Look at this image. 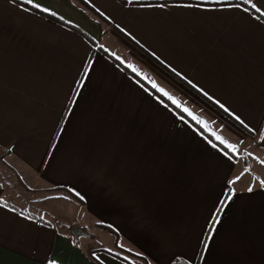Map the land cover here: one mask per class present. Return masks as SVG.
I'll return each mask as SVG.
<instances>
[{"label":"crops","instance_id":"crops-1","mask_svg":"<svg viewBox=\"0 0 264 264\" xmlns=\"http://www.w3.org/2000/svg\"><path fill=\"white\" fill-rule=\"evenodd\" d=\"M135 1L0 0V264H264V0Z\"/></svg>","mask_w":264,"mask_h":264},{"label":"rangeland","instance_id":"rangeland-1","mask_svg":"<svg viewBox=\"0 0 264 264\" xmlns=\"http://www.w3.org/2000/svg\"><path fill=\"white\" fill-rule=\"evenodd\" d=\"M223 139L226 140L228 142V144H232V145L235 144V146L237 145L236 142L234 143V142L230 141L229 139H227L226 137H223ZM237 148H240V150H241V148L244 149V147H242V144H238L236 146V150H235V152H237V153L240 152ZM3 156H5V151L0 148V181L4 182V184H6V186L8 185L7 188L9 189V193H10V194H6V198L8 200H10V202H13L15 205L17 204L20 207H25L26 209H31L30 206L25 204V202H23V200L21 199L26 194V193H24V191H22V189L20 187V185L22 186V182L20 181L21 179L18 178V175L16 176V172L14 170H10L7 162H5V157H3ZM253 167L256 171H258L257 164L253 165ZM263 178H264V176H263ZM33 211H35V210H33ZM85 225L86 224H84V227L83 226L82 227L87 229L88 227ZM75 227H77V226H75ZM78 228H80V227H78ZM83 232H84V230H83ZM128 256L132 259L134 258L137 261L140 260L137 257H133L130 255H128Z\"/></svg>","mask_w":264,"mask_h":264},{"label":"snow or ice","instance_id":"snow-or-ice-1","mask_svg":"<svg viewBox=\"0 0 264 264\" xmlns=\"http://www.w3.org/2000/svg\"><path fill=\"white\" fill-rule=\"evenodd\" d=\"M25 2H26L27 4H34V0H25ZM245 2L248 3V4H250L251 7H252L253 9H255L257 12H260V11H261V9L257 6L256 3L253 2V0H245ZM34 6H35L37 9H39V8L41 7V5L38 4V3H35ZM188 6H191V5H188ZM228 6L231 7L232 5H228ZM235 6H236V7H239V5H235ZM160 7H163V5H160ZM43 11H44V12H48L49 9H48V8H44ZM245 11H247V9H245ZM129 67H131L132 70H133L134 72H137V69H136L135 67H133L132 65H129ZM86 75H87V71H85V76H86ZM189 83H191V82H189ZM152 84H153V87H154V88H157V90H158L159 92L163 93L164 96H167V97L172 101V103L175 104L178 108H179V107H182L181 102L178 101L176 98L172 97L167 91H165L163 88H160L158 85L155 84V82H152ZM205 95H207V93H205ZM217 103H219V101H217ZM220 106H221V107H224L223 105H220ZM183 111H184V112H187L189 115H193L192 112H191L187 107H183ZM193 118L196 119V117H193ZM181 119H183V117H181ZM236 119L239 120L240 118H239V117H236ZM198 122H200V121H198ZM216 138H217L218 140H220L221 143L226 144L227 147H229V148L232 149L233 151L236 150V146H235V145H232V144H228V142H227L226 140H224L223 137L217 136ZM225 155H227V153H225ZM262 183H264V182H262ZM248 190L251 191L252 189L249 188ZM231 198H232V196H231V195H228L227 199H228V200H231ZM4 206L7 207L6 204H5ZM216 222H218V220H217V221H214V223H216ZM209 238H210V237H209ZM205 247H207V245H205ZM52 264H55V261H53Z\"/></svg>","mask_w":264,"mask_h":264},{"label":"trees","instance_id":"trees-1","mask_svg":"<svg viewBox=\"0 0 264 264\" xmlns=\"http://www.w3.org/2000/svg\"><path fill=\"white\" fill-rule=\"evenodd\" d=\"M123 1H125V0H123ZM173 1H186V2H191L192 0H173ZM135 2H138V3H142V2H146V3H151V2H157L156 0H139V1H135ZM226 2H234V1H222V2H220V3H226ZM216 3V2H215ZM248 6V8L253 12V13H255V14H258L259 15V13L255 10V9H253L250 5H247ZM50 16V15H49ZM154 90V89H153ZM154 92L157 94V95H159L161 98H162V100H164V101H166L168 104H170L172 107H175V109L177 110V112H179V113H181L185 118H187L188 119V121L190 120L191 122H193L191 119H190V117H188L186 114H184L183 113V111L181 110V109H179L178 107H176L173 103H171V101L169 100V99H166L165 98V96L164 95H161L160 93H158V91H156V90H154ZM221 145V144H220ZM223 146V145H222ZM116 239L117 240H119V236L116 234ZM133 255H135V256H138L137 254H135V253H132Z\"/></svg>","mask_w":264,"mask_h":264},{"label":"water","instance_id":"water-1","mask_svg":"<svg viewBox=\"0 0 264 264\" xmlns=\"http://www.w3.org/2000/svg\"><path fill=\"white\" fill-rule=\"evenodd\" d=\"M72 233L75 235V236H78L80 233H83V230L81 228H78V227H74L72 229Z\"/></svg>","mask_w":264,"mask_h":264}]
</instances>
